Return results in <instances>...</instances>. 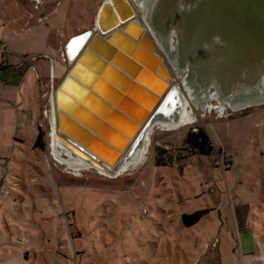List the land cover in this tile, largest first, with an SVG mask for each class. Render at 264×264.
<instances>
[{
    "label": "rangeland",
    "instance_id": "obj_1",
    "mask_svg": "<svg viewBox=\"0 0 264 264\" xmlns=\"http://www.w3.org/2000/svg\"><path fill=\"white\" fill-rule=\"evenodd\" d=\"M104 1L72 3L64 44L70 36L94 28ZM138 77L153 83L147 73ZM94 87L98 94L107 92L101 81ZM50 95L41 115L49 144L54 94ZM215 107L204 113L191 104L185 113L188 110L197 120L176 129L156 124L147 158L117 176L103 175L94 165H78L82 157L62 149L60 156L68 163H61L48 144L44 172L36 169L27 174V191L11 193L18 206L25 204L20 196L27 195L32 213L21 218L22 236L18 228H10L11 233L4 228L7 242L28 254V264H217V240L222 263L235 264L232 233L236 226L249 224L264 234V104L253 106L247 117L224 120L221 117L231 110L221 115ZM172 117L174 112L167 118ZM198 126L210 134L216 153L184 159V138ZM159 149L167 151L164 161L173 158L171 166H156L162 159ZM223 153L234 161L231 171L215 166ZM70 162L77 165L72 167ZM111 172H117L115 167ZM34 196L40 197L35 205ZM196 211L210 215L186 228L183 215Z\"/></svg>",
    "mask_w": 264,
    "mask_h": 264
},
{
    "label": "water",
    "instance_id": "obj_2",
    "mask_svg": "<svg viewBox=\"0 0 264 264\" xmlns=\"http://www.w3.org/2000/svg\"><path fill=\"white\" fill-rule=\"evenodd\" d=\"M151 2L105 0L95 27L65 47L71 67L51 101L56 138L96 168L126 161L151 124L181 106L180 95L204 113L221 105V115L264 104V0ZM98 81L105 94L94 91Z\"/></svg>",
    "mask_w": 264,
    "mask_h": 264
},
{
    "label": "crops",
    "instance_id": "obj_3",
    "mask_svg": "<svg viewBox=\"0 0 264 264\" xmlns=\"http://www.w3.org/2000/svg\"><path fill=\"white\" fill-rule=\"evenodd\" d=\"M74 1L77 0H40L38 5L32 0L1 2L0 46L5 44L6 51L0 49V264H28V254L21 248H13L7 242L3 230L6 228L11 233L10 228H18L22 236L20 229L24 221L21 218L29 217L32 213V208L27 206L31 204L27 195L20 196L25 204L18 206L11 193L13 194L14 190L27 189V174L36 169L44 172L43 162L47 152L34 146L40 131L45 134L41 116L46 112L44 101L50 93L51 98L53 90L59 87L70 70L67 59L65 61V47L74 35L70 36L65 44L64 40ZM61 7L63 9L60 12ZM57 82L59 84L55 87ZM182 104L181 100V106ZM181 106L176 107L175 118L158 119L159 121L155 120L151 126L160 124L163 127L164 124L173 122V119H180L183 114ZM216 108L223 111L221 105ZM253 110L254 108L250 107L234 113L227 111L221 120L247 117ZM51 127L53 128L52 117ZM51 134L49 136L52 143L49 144L48 140L46 147L49 144L50 153L57 157L54 151L58 148H54L52 144L54 137L55 140L58 139L54 134L52 138ZM59 153L61 154L60 151ZM229 160L234 167V161L230 157ZM37 180L39 178L35 176L33 182ZM39 199V196H34L33 204ZM236 227L232 233L235 264H264V234L249 224L239 223ZM214 246L217 249L214 258L217 264H223L220 241L216 240ZM11 249L15 255L11 254Z\"/></svg>",
    "mask_w": 264,
    "mask_h": 264
},
{
    "label": "bare ground",
    "instance_id": "obj_4",
    "mask_svg": "<svg viewBox=\"0 0 264 264\" xmlns=\"http://www.w3.org/2000/svg\"><path fill=\"white\" fill-rule=\"evenodd\" d=\"M150 2H151V0H150ZM135 3H136V5L137 4H140L139 3V0H135ZM148 3L149 2H146V1H144L142 4H140V10H141V12H142V16L144 17V20L146 21V23L147 24H149V28H150V30L152 31V34H153V36L155 37V39L159 42V41H161L162 40V38H163V36H162V34H161V32H160V29L159 30H157L158 28H156V26H155V24H152V26L150 25V21H149V19L150 18H153V16H154V14H153V12L150 10V7H149V5H148ZM152 3V2H151ZM139 6V5H138ZM137 6V7H138ZM100 10V9H99ZM98 13H99V11H98ZM97 17V16H96ZM96 22V21H95ZM94 27H95V25H94ZM90 30V29H89ZM85 31H87V30H85ZM85 31H83V32H85ZM82 32V33H83ZM81 34V33H80ZM75 35H79V34H75ZM73 37V36H72ZM71 37V38H72ZM70 38V39H71ZM70 41V40H69ZM69 43V42H68ZM67 43V44H68ZM65 55H66V53H65ZM66 57H67V55H66ZM86 78H88L87 76H85ZM75 92V91H74ZM77 93H75V94H82L83 93V91L82 90H80V89H78V91H76ZM180 97H181V100H182V111H183V114H181V116H180V119H176V120H171V121H173V122H170L169 124H164V126L163 127H165V128H167V129H176V128H179L180 126H182V125H185V124H190V123H193V122H195L197 119H196V117L191 113H189L188 112V110H187V113H185V110H186V108L188 107V106H190L191 104H193V103H191L190 102V100H189V98L188 97H185V96H183V95H180ZM176 111H177V108L175 109V111H174V113H175V115H176ZM222 111V110H221ZM57 111H55V113H56ZM56 116V115H55ZM52 117V116H51ZM165 119H168V118H165ZM170 120V119H169ZM52 122H53V130H52V134H54V135H57V131H56V126H55V124H54V119H53V117H52ZM161 122V121H160ZM166 122V121H165ZM154 123V122H153ZM152 125V124H151ZM154 126H156V124L154 125ZM154 126H150V128L147 130V132L146 133H144L143 134V139H142V141H140V144H139V146L138 147H136V149L134 150V154H133V156H129V158L126 160V161H124L122 164H120L118 167H115V170H117V172L116 173H112L111 172V170H113V169H105V168H99V170H100V173L101 174H103V175H108V176H111V175H113V174H115V176H117V175H120V174H122L123 172H125V171H127V170H130L131 168H133V167H136V166H138L141 162H143L146 158H147V154H148V149L150 148V145H151V138H150V133H152V131H153V128H154ZM52 146L55 148V147H57L58 148V150H56V151H54V153L56 154V156L58 157V160L61 162V163H68L65 159H63L60 155V153H59V150L60 149H62V150H65L66 152H68V153H72V151L70 150V149H68V148H66L63 144L61 145L60 143H59V141L58 140H55V137H54V143L52 144ZM83 159V158H82ZM77 162H78V165H81V166H86L87 168H92L93 167V165L91 164V163H89L86 159H83V160H79V159H77ZM70 165H72V167H74L73 165H77V164H75V163H72V162H70L69 163Z\"/></svg>",
    "mask_w": 264,
    "mask_h": 264
},
{
    "label": "trees",
    "instance_id": "obj_5",
    "mask_svg": "<svg viewBox=\"0 0 264 264\" xmlns=\"http://www.w3.org/2000/svg\"><path fill=\"white\" fill-rule=\"evenodd\" d=\"M197 131H189L187 135L184 138L185 143V151L187 152V156L184 159H188L190 157L195 156H211L214 155L215 152V146L210 138V134L201 126H198ZM36 149L45 150L46 148V141H45V134L43 131H40L37 142L34 146ZM159 155L162 156L159 158V160L156 162V166L158 167H166L171 166L173 163V158H170V161H164L163 156L167 153L164 149L158 150ZM221 153V151L219 152ZM209 211H196L193 214L190 215H183V224L186 228H190L197 224L198 222L202 221L203 218H205L208 215Z\"/></svg>",
    "mask_w": 264,
    "mask_h": 264
},
{
    "label": "built area",
    "instance_id": "obj_6",
    "mask_svg": "<svg viewBox=\"0 0 264 264\" xmlns=\"http://www.w3.org/2000/svg\"><path fill=\"white\" fill-rule=\"evenodd\" d=\"M36 5H38L40 3V0H32ZM1 50L6 51V46L5 44H2L0 46ZM46 114V113H45ZM193 131H197L196 128L193 129ZM215 166L217 168H221L223 171H227V170H231L232 169V163L230 162V160H228L225 155H221L220 157H218L217 159H215Z\"/></svg>",
    "mask_w": 264,
    "mask_h": 264
}]
</instances>
